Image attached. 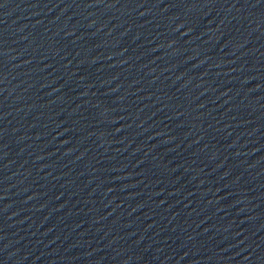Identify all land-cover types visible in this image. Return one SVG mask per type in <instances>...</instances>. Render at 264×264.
<instances>
[{"label": "water", "instance_id": "1", "mask_svg": "<svg viewBox=\"0 0 264 264\" xmlns=\"http://www.w3.org/2000/svg\"><path fill=\"white\" fill-rule=\"evenodd\" d=\"M0 264H264V0H0Z\"/></svg>", "mask_w": 264, "mask_h": 264}]
</instances>
